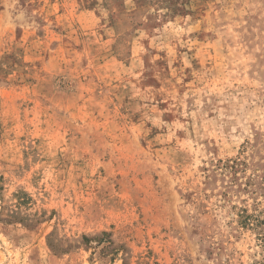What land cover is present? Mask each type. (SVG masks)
I'll return each instance as SVG.
<instances>
[{"label": "rangeland", "instance_id": "obj_1", "mask_svg": "<svg viewBox=\"0 0 264 264\" xmlns=\"http://www.w3.org/2000/svg\"><path fill=\"white\" fill-rule=\"evenodd\" d=\"M243 207L264 0H0V264H256Z\"/></svg>", "mask_w": 264, "mask_h": 264}, {"label": "trees", "instance_id": "obj_2", "mask_svg": "<svg viewBox=\"0 0 264 264\" xmlns=\"http://www.w3.org/2000/svg\"><path fill=\"white\" fill-rule=\"evenodd\" d=\"M245 162L242 161L240 158L228 160L226 163H223L221 168L224 172L230 173L232 176L229 179L231 188L233 182L236 181V173L238 172V168L245 166ZM222 172V173H224ZM228 191H224V196ZM256 211V210H255ZM238 223L242 227L251 228L256 232V237L258 238L259 242L262 243V247H264V210H260L258 212L249 213L246 208H240L239 211L236 213ZM256 264H264V257L257 261Z\"/></svg>", "mask_w": 264, "mask_h": 264}]
</instances>
